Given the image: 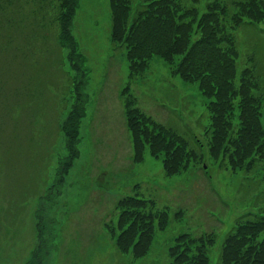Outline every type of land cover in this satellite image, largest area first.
Instances as JSON below:
<instances>
[{
	"label": "rangeland",
	"instance_id": "1",
	"mask_svg": "<svg viewBox=\"0 0 264 264\" xmlns=\"http://www.w3.org/2000/svg\"><path fill=\"white\" fill-rule=\"evenodd\" d=\"M18 1L24 5L13 11L20 22L23 15L34 10L33 3L44 7L45 21L37 35L22 24L14 44H0V149L6 154L0 170L25 183L28 190L29 175L40 172V180L36 195L23 204L20 198L26 193L21 189H16L13 196L9 194L8 201L3 199L6 193L2 192L6 191H0V264H186L188 259L194 264H222L225 234H231V227L238 221L240 226L235 227L246 232L241 215L252 211L255 196L258 205L264 206L260 203L264 200L263 165L253 162V169L238 174L226 154L216 160L210 153L192 163L195 166L190 170L167 177L160 154L155 158L145 150L142 159L135 161L122 91L128 87L139 110L157 124L177 133L176 128L182 127L199 137L208 127L209 113L208 100L198 85L183 82L159 54L139 62L132 52L128 53L122 28L117 26L125 20L132 0H125L126 6L119 5L124 0H116L119 3L112 6L114 0H78L68 24L72 41L64 46L59 44L52 0L44 1V5ZM197 3H169L174 10L183 11L189 22H184L181 31L205 29V20L196 24L199 11L194 13V20L189 18L191 6ZM157 10L150 8L140 16L141 22L146 18L151 21L147 26L139 23L140 31L157 29ZM253 13L264 18L260 11ZM243 26L232 33L242 61L236 67L235 85H239L237 77L239 80L247 64L246 56L263 85L264 24H254L253 30ZM172 35L167 38L166 58L176 69L181 59L175 42L170 41ZM16 40L30 47L18 45ZM73 43L82 55L78 72L72 70L76 69L72 64ZM129 69H133L130 74ZM74 75L83 78L85 115L69 121L74 107L70 77ZM72 123L77 128L74 152L67 145L66 125ZM197 124L206 127L201 134L193 131ZM245 177L251 184L244 183ZM130 196L153 201L155 208L165 211L166 221L156 225L161 220L150 214L154 213L153 208L149 211L151 205L149 215L144 209L142 215L134 216L124 207L133 202L127 198ZM133 216L132 224H128ZM137 218H145L146 225L140 228ZM253 226V230L263 229L260 234L264 232L263 223ZM190 236L196 240L192 245ZM254 244L255 254L251 250L246 260L264 255V247Z\"/></svg>",
	"mask_w": 264,
	"mask_h": 264
},
{
	"label": "trees",
	"instance_id": "2",
	"mask_svg": "<svg viewBox=\"0 0 264 264\" xmlns=\"http://www.w3.org/2000/svg\"><path fill=\"white\" fill-rule=\"evenodd\" d=\"M33 1L44 5V1L46 0H31L30 4ZM140 1L144 4H137L134 9L135 13L133 14L129 11V9H132L131 4L130 6L128 5V11L125 10L127 11L125 14V20H122L121 26H117L122 28L124 41L128 46V53L132 52L134 58L138 61H144V58L146 57L149 58L152 55L159 54L164 59L161 58L171 66V60L166 58V56H169V53H166L168 52L167 38L171 33H174L175 35L170 37V41L175 42L177 47L176 51H178L177 53H182L180 58L181 62L176 68L178 74L181 78L187 81H200V87L203 93L207 95V90L211 94L207 95V97L213 98L209 105V110L212 112L211 124L213 128L210 148L213 149V154L216 155V153L221 151L223 147L226 153L235 157V160L247 161L254 153V147H259L262 142L264 144V134L262 133L259 121L246 119V114H244L243 111L248 109L251 110L249 113H252L253 111L256 112L259 103L253 101V84L245 83L244 81L239 87H234L232 85L231 77L237 52L232 35L227 30H224L222 19H218V16L214 13L207 18H203L199 23H196L197 25H200L201 22L205 20V29L181 31V26L184 22H189L187 19H184L183 11L174 10L172 8L171 4H169L171 3V0H153L150 4H146V0ZM242 1L252 10H263L262 6L253 5V0ZM77 2L78 0H52L51 12L56 21L58 39L63 45H69L72 41L68 24L76 9ZM118 3V1L114 0L111 2V6L117 5ZM22 5L24 4L18 0H0V16L7 18L11 24L6 26L4 21L1 20V31L7 33L9 32L8 29H11V32L15 29V31L18 32L21 25L26 24L27 28L34 31V33L39 32L37 29H41V23L45 21V19H43L45 16L44 7L42 5H36L35 3L31 4L32 6H35L34 10L29 11V13L25 15L24 20L19 22L13 10L15 8L19 10ZM119 5L126 6L127 4H125L124 0V2ZM118 6L116 8L119 10L120 6ZM184 6L186 10H188V6ZM148 7H150L151 10L158 9L155 13V15L160 13L158 15V25L155 31L151 29L148 32H142L139 30L138 25L143 22L140 21L137 14L147 12ZM180 9H182V7H180ZM114 14L116 19L115 23H118L116 12H114ZM192 14L193 11L190 15ZM176 18L182 20L176 22ZM192 19L194 20L193 16H191V21ZM150 22V18H146L143 24L147 26ZM185 27L187 26L185 25ZM193 36H195V38H192ZM4 41L6 42L5 39ZM9 41H11L10 38H7V42ZM72 46L73 48L71 49L74 51V43ZM76 108L81 109L80 107ZM127 108L128 110L126 114L128 126L133 140L137 143L134 145L136 146L135 149L139 150L147 138V131L145 130L146 128L144 125L145 118L142 115H138L136 110H129V104ZM72 112L74 113V111ZM240 114L242 116L241 121L238 123V126H242L241 129H239L238 135L240 139L235 141V139L231 138V134L233 126L239 120ZM74 115L75 113L72 117H74ZM72 120L74 119H70L69 121ZM246 121L249 122V127L244 125ZM68 128L70 129L67 131L68 143L74 144L76 132L71 128V124L68 125ZM225 134L227 135L223 141ZM253 139L255 143H253ZM154 141L160 145V150L168 151L164 152L166 157L163 165L166 170H171L173 168L175 170L174 173H176L185 169L188 161H185L186 156L180 152V149L175 148L174 138L171 137L172 144H167L165 139L157 134L154 136ZM146 142L150 143L149 141ZM241 145H246V147L248 145L250 146L246 148V150L236 148V146ZM252 145L253 149L250 148ZM70 149L74 152L72 146ZM151 151L154 154H157L155 149H151ZM9 153L12 154V150ZM2 161H6V154L0 149V163ZM4 173L3 170H0V174ZM125 208L132 210L130 212L135 216L141 208V205L139 203L128 202L125 205ZM134 216L133 218H135ZM251 219L252 217H247V220ZM253 224L255 223L250 222L245 224L246 232H249V235H245L246 232L240 228L233 229L232 233L228 235L223 252L222 264H264V259L260 260L264 255L261 256L259 254L260 258L255 257L253 261H251L252 259L250 257L248 260L245 259V257L250 256L249 253L251 250L253 255L255 254L253 246L251 247L254 242L259 243L261 247H264V240H258L259 232L263 229L253 230Z\"/></svg>",
	"mask_w": 264,
	"mask_h": 264
}]
</instances>
